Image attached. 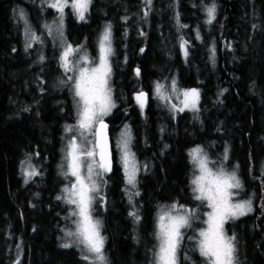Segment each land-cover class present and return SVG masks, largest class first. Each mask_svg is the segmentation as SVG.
<instances>
[{
  "label": "trees",
  "instance_id": "trees-1",
  "mask_svg": "<svg viewBox=\"0 0 264 264\" xmlns=\"http://www.w3.org/2000/svg\"><path fill=\"white\" fill-rule=\"evenodd\" d=\"M28 1L0 0V264H87L60 242L68 207L57 196L66 183L64 128L76 121L73 94L57 79L59 58L51 55L48 35L43 61L24 47L19 6L36 31L45 32L35 18L41 8ZM213 3L216 19L208 24L206 9ZM108 24L116 109L106 121L112 135L131 125L140 166L139 195L131 203L118 154L105 176L98 215L109 263L153 264L161 209L201 207L193 198L189 154L199 146L213 167L223 163L236 172L243 197L253 201L251 214L225 225L235 236L238 261L264 264V0H92L86 21L69 18L68 41L85 44L95 56ZM172 72L182 88L199 90V112L172 113L155 98L156 83ZM140 92L149 97L143 110L135 100ZM25 164L40 173L30 182L22 175ZM178 256L179 264L205 263L187 237Z\"/></svg>",
  "mask_w": 264,
  "mask_h": 264
},
{
  "label": "snow or ice",
  "instance_id": "snow-or-ice-1",
  "mask_svg": "<svg viewBox=\"0 0 264 264\" xmlns=\"http://www.w3.org/2000/svg\"><path fill=\"white\" fill-rule=\"evenodd\" d=\"M151 2L152 0H145L148 5H151ZM91 3L92 0H71V4L69 0H53V2L45 0L47 7L59 13L55 20L57 25L55 32L61 39L64 36L62 26L65 8L71 7L78 19L85 21V13L88 12ZM206 12L208 16L206 22L211 24L216 19L215 4L207 7ZM19 16L25 19L23 10H20ZM25 23L27 24L26 19ZM179 26L187 27L183 24ZM44 27L49 35L53 34L54 29L51 25L45 24ZM24 34L29 40L25 45L26 50L32 47L31 41L40 39L30 27L25 28ZM197 38H199L198 33ZM187 44L188 42L181 37V48L185 57L188 55ZM212 51L214 55L215 49ZM112 55H114L112 26L108 24L99 39L97 57L90 58L83 45L74 48L66 41L59 56L60 66L65 74L75 73V75H67L66 79L71 82L76 123L65 126L68 135L62 150L64 163L61 165V174L70 181V187L66 186L63 189L66 196H57V199H64L67 204L74 206L71 216L76 217L74 220L76 230L68 231L66 235L74 237L73 243L82 246V259L90 261V264H108L104 252L105 238L101 234L102 222L94 216V212L97 203L104 201L101 190L107 183L105 175L112 171L113 163L112 144L107 131L108 124L105 122V118L116 107L110 86ZM139 74L137 69L136 75ZM63 83L62 80L61 84ZM170 89V93H166L165 86L157 82L154 90L155 98L163 102L170 112L182 113L185 110L199 112L200 93L197 89L181 90L175 80L171 82ZM173 96L179 101V107L175 103L169 104ZM148 98V93L145 92L135 96L141 110L146 107ZM130 141V129L125 126V131L121 133L115 147L119 150V162L126 183L135 189L140 166L130 149ZM189 154L199 169V174L191 181L192 191L195 194L193 198L199 201L201 206L210 209L203 213L206 219L201 223L206 227L200 228L196 237L199 253L205 258V264H236L235 236L227 234L225 225L251 212L252 202L234 200L237 195L234 190L242 188L236 172L229 173L223 167L214 171L209 167V163L212 162L199 146L191 149ZM144 167L146 168V165ZM39 174L35 169L26 171L29 178ZM138 195L139 191L130 192L129 202H132L133 196ZM129 214L137 222L140 221L141 217L135 211ZM197 219L199 216L196 212L184 205L178 207L174 203L168 208L161 209L154 232L158 244L153 264H179L178 252L187 230L193 229V222ZM63 247L69 248L72 244L65 243Z\"/></svg>",
  "mask_w": 264,
  "mask_h": 264
},
{
  "label": "rangeland",
  "instance_id": "rangeland-1",
  "mask_svg": "<svg viewBox=\"0 0 264 264\" xmlns=\"http://www.w3.org/2000/svg\"><path fill=\"white\" fill-rule=\"evenodd\" d=\"M26 1H28V0H26ZM37 1H40L39 2V4H40L39 8H41V12H38V14H36L34 12L35 13V18L38 19V21H40L42 27H44L45 24L51 25L53 27L54 31H53V34H51V35L48 34L47 29L45 27H44L45 32H38V31H36V29H35V27H34V25L32 23L31 17L29 15V12L27 11L26 7L19 6L17 8V12H16V20H17V22H18V24L20 26V33H21L22 41L24 43V47H25L26 43L29 42V40L25 37V34H24L25 28L26 27H30L31 30L40 39L31 41L32 47L28 48L26 51L27 52L34 51L36 54L39 55L40 59H41V57H43V60H44V58H46V55H47V50L46 49H47V45H48V42H49L48 39H47V35H48L50 41L52 42L51 44L54 47V49L51 50V55L52 56H55V53H56V55H57L56 58H59V56L61 55V52H62V48H63L64 42L66 41L67 43H70L68 41V35H67V27H68L69 18H73L76 23H81V22H84V21L79 20L78 17L73 13V10L72 9L65 8V15H64V21H63V26H62L64 36L61 39L59 37L58 33L55 32V28L57 27V25L55 23V20L58 18L59 13L56 12V10L47 7L46 4H45V0H37ZM49 2H53V0H49ZM70 2H71V0H69V4H70ZM89 9H90V7H89ZM20 10H23V12L25 13V19L27 20V24L25 23V19H21L20 18V16H19ZM87 13L88 12L85 13L86 19H87ZM86 19H85V21H86ZM70 44L73 45L72 43H70ZM81 45H83L84 50L87 51V53H88V55H89L90 58H94V57H97L98 56V48H97V53L95 54V56H92L90 54V51L88 50L87 46L85 44H81ZM98 45H99V43H98ZM76 46L73 45L74 48ZM112 47H113V37H112ZM54 50H55V52H54ZM212 54H213V52H212ZM111 57H110V62H111ZM56 63H57V67H58L57 72H56L57 79L59 80L60 83L63 80L64 81V83L62 84L63 87L66 86L67 88H69L71 90V88H70V83L71 82L67 81L66 76L67 75H75V73L69 72V73L65 74L64 69L60 66V61H58ZM50 71H51V73H53L54 70H52V67H51ZM173 80L176 81L177 86H178L179 89H181V90H190V89H184V88H182L179 85V80H178L177 72H172V74L170 75L169 78L164 79V80H159V83L165 86L166 93H170V91H171L170 85H171V82ZM200 97H201V95H200ZM169 102L170 103L177 104L178 107L180 106L179 105V101L175 99V96H173V99L171 101H169ZM115 109H116V107L112 110V112H111V114L109 116L112 115V113L115 111ZM187 111H189V110H185L182 113H186ZM178 113H181V112H178ZM109 116H107L105 118V122L106 123H107L106 119ZM75 123H76V121H75ZM75 123L68 124V125H74ZM125 126H127V128L130 129V134H131L130 149L132 151L133 132H132L131 125L129 123H125L124 125L121 126V128L117 132L114 133V135H112L111 134V131H110V126L108 124V129H107L108 130V134H109V137L111 138V142H112V145L114 147L115 154H118V156H119V150L116 149L115 143L120 138L121 133L125 131ZM64 132H65V128H64ZM67 135H68V133L65 132V138H66ZM204 154L207 155L208 160L210 161V157L208 156V154L206 152H204ZM63 163H64V161H63ZM193 165H194V174H193V178L192 179H194V177L199 174V169H198L197 165L194 164V163H193ZM209 167H212L214 171L217 170V169H219L220 167H223L225 169V171H227L229 173L233 172V171L228 170L226 168V166L223 165V163L220 164V166H218L217 168L213 167L211 165V163H209ZM29 170H32V167L29 164H25L22 167V175H23L24 179L26 180V182H30L32 180V178L34 177L33 176V177L29 178L26 175V171H29ZM137 181H138V175H137ZM65 182L66 183L60 189V196H66V194L63 192V189L66 186H69L70 187V181L67 180V179H65ZM192 187H193V185H192ZM135 191H138V182H137V187L135 189H133L131 186L128 185V193L127 194L129 195L130 192H135ZM234 191L237 192V195L234 197V200L235 201H248V200H250L252 202V210H253V201L251 199H247V198H244L243 197V188L237 189V190H234ZM101 195L104 197V201H105V185L102 186ZM61 200L64 202V205H66L68 207V215L66 216V218L64 220L66 223H65L64 227L61 228V233H60L61 234L60 235L61 245L63 246V244H65V243H71L72 244V247L75 248V249H77L81 253V256H82L83 255V253L81 251L82 246L78 245L77 243H73V241L75 239L74 237H68L66 235V233L68 231H75L76 230V224L74 223V220H76V217H72L71 216V212H72L74 206L67 204L64 199H61ZM104 201L97 203L96 210L94 212V216L96 218H98V219L101 220V222H102L101 234L105 238V236L103 234V221H102V217L100 215H98V212L100 211V209H102V206L104 204ZM177 206L179 207V205H177ZM168 207L169 206H164L163 208H168ZM189 209H191V208H189ZM194 211L196 212V215L199 216V219H197V220H195L193 222V229H195V231H193V229H188L185 237H187L190 242H192L193 244H195L196 249L198 250V248H197V240H196V237H198V231H199L200 228L206 227V225H204V224L201 223L202 220L206 219V216H204L203 213L206 212V211H210V209H207V208L201 206L199 209H194ZM251 212H249L247 215L251 214ZM247 215H245V216H247ZM245 216H241L240 218L245 217ZM231 221H234V220H231ZM189 237H192V238L190 239ZM105 242H106V239H105ZM104 252H105V247H104ZM198 252H199V250H198ZM105 255H106V253H105ZM106 257H107V255H106ZM107 260H108V258H107ZM204 260H205V258H204ZM86 263L87 264H90V261H86ZM247 263H248L247 261H238V259L236 257V264H247ZM108 264H110L109 263V260H108Z\"/></svg>",
  "mask_w": 264,
  "mask_h": 264
},
{
  "label": "flooded vegetation",
  "instance_id": "flooded-vegetation-1",
  "mask_svg": "<svg viewBox=\"0 0 264 264\" xmlns=\"http://www.w3.org/2000/svg\"><path fill=\"white\" fill-rule=\"evenodd\" d=\"M39 2H40V1L33 0V3L36 4V5H38V6H40ZM70 4H71V2H70ZM67 9H72V8H71V7H67ZM39 12H41V10H40ZM148 99H149V98H148ZM109 138H110V137H109ZM110 141H111V138H110ZM111 144H112V142H111ZM112 150H113V158H114V156H115V150H114L113 145H112ZM113 163H114V161H113ZM113 163H112V165H113Z\"/></svg>",
  "mask_w": 264,
  "mask_h": 264
},
{
  "label": "water",
  "instance_id": "water-1",
  "mask_svg": "<svg viewBox=\"0 0 264 264\" xmlns=\"http://www.w3.org/2000/svg\"><path fill=\"white\" fill-rule=\"evenodd\" d=\"M108 131V130H107ZM109 135V134H108Z\"/></svg>",
  "mask_w": 264,
  "mask_h": 264
}]
</instances>
